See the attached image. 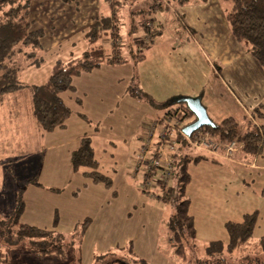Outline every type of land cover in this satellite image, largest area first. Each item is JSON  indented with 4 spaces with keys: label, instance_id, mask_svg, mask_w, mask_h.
I'll use <instances>...</instances> for the list:
<instances>
[{
    "label": "rangeland",
    "instance_id": "1",
    "mask_svg": "<svg viewBox=\"0 0 264 264\" xmlns=\"http://www.w3.org/2000/svg\"><path fill=\"white\" fill-rule=\"evenodd\" d=\"M119 1L120 3H113L111 8L118 10L123 23L120 30V53L126 61L111 66L122 75L114 82L115 85L113 83L116 89L133 86L135 70L141 73L142 80H145V67L150 68L151 64L154 68L151 78L164 80L169 87L196 86L202 82L203 77L210 75L211 68L215 67L213 64L217 61L211 57L206 44L203 45L197 40L199 43L192 41L187 48L182 49L174 45L171 50H167V41L171 38L167 19L171 16L175 25L183 24L171 0ZM212 1L210 0V5L214 6ZM111 8L109 11L105 9L102 14H109ZM132 17L135 27L134 32L130 33V30H133ZM144 23L147 24L148 31L143 27ZM150 33L153 36L150 43L155 47L148 53L144 39L147 40ZM156 36L158 39L154 41ZM81 43L80 40L75 50ZM100 43L105 54L110 55L109 35L104 34ZM66 45H70V40L61 46L59 52L65 53ZM157 49H161L162 53ZM143 52L147 55V60L140 66L142 62L134 56L142 55ZM41 54L43 60L40 64L24 65L20 72V79L27 85L41 83L49 75L55 54L49 50ZM159 61L172 65H166V71L161 73L157 70V65L154 67L155 64L159 65ZM81 73L82 77L92 75L88 74L89 71ZM104 76L105 72H98L91 81H102ZM151 88L160 90L157 84L151 85ZM24 91L19 96H15L19 93H11L0 99V216L13 211L15 199L20 193L24 202L31 206L30 209L25 208L21 220L50 228L52 211L56 212L58 221L55 229L66 235L63 240L65 247L69 242L64 263L74 264L73 256H80V264H94L95 255L108 249L116 254L108 257L106 264H117L118 259L125 257L126 247L131 243L134 253L138 257L149 259L152 264H196L198 258L203 256V247L210 240L227 241L225 221L241 220L244 213L254 210L258 211V218L249 239L251 244L264 234V146L254 155L244 153L245 158H240L242 163L214 162L202 157L187 162L189 180L185 186V195L189 199V212L193 215L197 229V248L186 245L181 252H177V245L171 242L172 232L167 224L175 204L173 193L178 189L177 180L172 178L168 183L159 182L160 186L156 189L144 187L145 166L138 163L135 157L136 150L145 144L146 136L142 133L147 131L152 120L142 119V133L140 131L138 138L132 135L135 117L124 115L121 111L118 121L120 134H116L111 142L95 143L94 155L99 162V170L111 179L110 188H106L102 183H92L85 178L82 174L85 168L73 170L70 164L66 163L61 148L50 147L52 139L49 138L53 134L45 132L40 134V137L32 134V129L27 127L30 111ZM68 93L70 92L62 93L67 104ZM79 95L83 108L94 111L92 115L100 112L101 106H107L110 100L106 99V95H100L99 98L92 93ZM96 106L101 108L97 109ZM164 113H168L167 109ZM252 118L264 125V117L256 116L254 109L247 110V124H250L249 119ZM190 120L191 118H183L178 122L181 125ZM250 127L253 126L250 124L244 129ZM201 129L207 130L205 126H201ZM218 140L229 142L232 139ZM242 149L243 147H240L237 151L243 152ZM189 153L197 152L194 150ZM114 191L116 194L112 195ZM162 194L173 197L165 199ZM32 206L40 210L35 211ZM84 218L89 219V224L81 239L71 237L74 228H81ZM27 245L29 244L26 242L10 245L0 241V264H57L54 255L33 254ZM250 254L255 256L253 250ZM257 254L259 260L264 257L263 253ZM237 256L238 252L229 256L227 264H239L242 259Z\"/></svg>",
    "mask_w": 264,
    "mask_h": 264
},
{
    "label": "trees",
    "instance_id": "2",
    "mask_svg": "<svg viewBox=\"0 0 264 264\" xmlns=\"http://www.w3.org/2000/svg\"><path fill=\"white\" fill-rule=\"evenodd\" d=\"M110 6L120 1L110 0ZM189 0H171L174 5H182ZM230 4L226 11V19L229 23L233 36L241 42L245 49L260 63L264 64V0H224ZM31 0H0V99L11 93H20L24 89L29 90V103H31V113L36 126L45 132H50L56 128L66 126L69 116L73 110L66 104L62 93L65 91H75L74 77L83 71H89L98 67L101 63H116L126 61L121 56L122 38L120 30L123 24L120 14L115 7L107 15L95 18L84 32V37L89 47L78 56L67 60L57 59L50 70L47 79L39 84L27 85L20 79L22 68L29 65H38L42 62L41 38L44 34L41 28H34L29 16ZM139 12V11H138ZM137 14V13H135ZM131 26L134 32V18ZM143 26V25H142ZM145 30L148 31L147 24L144 23ZM150 32V31H149ZM107 34L111 40L110 55H106L101 37ZM150 33L146 44L152 41ZM143 42V43H144ZM137 44V43H136ZM142 55H135L136 59H141ZM129 94L144 99L151 106L156 108H167L170 116L177 118L194 119L193 113L183 101L165 100L154 101L147 92L138 85L128 86ZM264 101L255 107L256 116L264 117ZM81 118L89 121L87 117L78 113ZM189 121V122H190ZM187 122V123H189ZM183 125H185L183 123ZM258 127L246 128L241 136L244 141L243 151L246 154H256L264 146V125L259 123ZM205 128L212 135L221 140L232 139L238 132V123L231 117L225 118L213 125H205ZM177 150L175 153L174 179L177 180L178 189L174 191V211L170 215L167 224L172 232V243L177 245L176 251L181 252L184 246L197 248L195 243L196 231L194 220L189 213V199L185 195V186L189 180L186 170L187 162L192 159L203 158L205 155L191 156L185 146L183 136L176 131ZM70 166L73 170L85 168L82 174L92 183H102L106 188H110L111 179L99 170L98 160L94 156V150L90 136L80 137L78 145L70 153ZM213 160V159H212ZM215 161V160H213ZM41 184V183H37ZM174 188V187H173ZM264 193V191H263ZM171 194V193H170ZM168 199L172 195H163ZM16 205L11 213L0 216V241L7 244L27 243L29 251L33 254H43L44 256L54 255L57 264L64 263L67 257L66 247L63 244L66 235L55 229L58 221L56 212L53 214V228L39 227L20 220L25 208L22 193L15 199ZM258 218V211L254 210L244 213L240 221L228 220L224 223L227 232V241L222 239L210 240L204 246V256L198 258L196 264H227V258L238 252V259H242L239 264H264V257L261 260L257 253L264 255V235H261L254 244H251L255 224ZM81 228L74 229L71 237L81 239L89 219L81 221ZM68 236V235H67ZM255 256L249 255L251 250ZM116 254L111 250L95 255L94 264H106L108 257ZM125 257L118 259L117 264H151L148 260L138 257L131 246L126 247ZM73 256V254H72ZM74 264H80V256H73ZM129 258V259H128ZM238 264V263H237Z\"/></svg>",
    "mask_w": 264,
    "mask_h": 264
},
{
    "label": "crops",
    "instance_id": "3",
    "mask_svg": "<svg viewBox=\"0 0 264 264\" xmlns=\"http://www.w3.org/2000/svg\"><path fill=\"white\" fill-rule=\"evenodd\" d=\"M110 2V0H31L29 16L32 20V25L34 28H41L44 32L41 38V51L43 53L46 50H49V52L52 51L55 54V61L57 59L67 60L71 57L78 56L89 47L84 37V32L95 18L101 15H107L102 13L105 9L109 11V8H111ZM212 2L214 6L210 5V0H189L182 5H175V10L179 13L180 21L183 24L180 26L175 25V20L171 16L166 21L171 37L167 41V50H171L174 45L182 49L187 48L192 41L195 43L199 41L203 45L206 44L211 57L217 61L215 62L216 64H213L215 67L211 68L210 75L207 74L203 77L202 82H199L196 86L178 85L176 87H169L164 80H159L155 77L151 78L152 71L154 70L151 64L150 68L148 66L145 67V80L144 78L142 80L141 73L135 70L136 78L134 85H138L156 102L172 100L178 103V100L183 97H199L201 104L206 108L207 114L212 122L216 123L231 117L238 123L239 128L244 130L248 125L245 119L246 111L255 109V107L264 101V65H261L245 49L244 45L233 36L226 19V11L229 4L224 0H213ZM223 2H226L227 5ZM159 32L161 31L159 30ZM157 39L158 37L156 36L154 41ZM67 40H70V45H66V52H59L62 48L61 46L66 44ZM76 40L77 43H75ZM80 40L82 43L75 50V46ZM199 46L201 45L199 44ZM154 47L155 45L148 43L146 50L150 53L154 50ZM146 60L147 55H143L141 59H138V61L142 62L140 66ZM170 62L172 61L170 60ZM120 63L122 62H103L98 67L89 70L88 74H92L89 75L90 77H82V73L75 76L76 78L74 77L75 91H69L70 93L66 95L68 101V104H66L73 110V113L69 116L65 127L46 132V134H53L49 138L52 139L49 145L50 147L56 146L62 149L61 153L64 154L66 163L70 164V153L77 147L78 141L82 136H90L93 150L96 148L95 143L97 141L111 142V140L115 139L116 134H120L118 121L121 111L124 115L128 114L129 116L133 115L135 117L132 135L139 138L142 119H145V121L149 119L153 120L161 114L163 115L165 109H167L153 107L144 99H139L129 94L127 87L116 89L114 82L120 79L122 75L118 74V71L112 69L114 67L111 66ZM166 65L170 66L172 63L166 64L159 61V65L155 64L154 67L156 66L158 71L164 73L166 67H168ZM98 72H105L103 80L99 81V79L92 82V77ZM154 84H157L160 90L152 89L151 85ZM24 92L26 95L25 101L28 103L30 111L27 127L32 129V134H37L40 137V134H44L45 131H42L36 126L30 109L29 90L26 89ZM21 93L15 96H19ZM80 93L84 96L92 93L96 98H99L100 95H106V99L110 98L109 104L104 107L101 106L102 108L96 106L97 109L101 108V111H97V114L92 115L94 111L83 108ZM111 103L114 104L112 105ZM78 113L84 114L89 121L87 122L81 118ZM142 134L146 135V131ZM195 151L197 152L196 154L190 153L192 157L203 154L206 156L203 158H208L211 161L215 160L214 162L233 161L242 163L243 161L241 159L245 158L244 156L246 155L244 151H236L230 157H225L220 153L201 150ZM66 166L68 165L66 164ZM84 184L86 185L87 183ZM115 194L116 192L114 191L112 195ZM106 197L104 196V198ZM25 208L30 209L31 206L25 202ZM25 208L21 217L26 210ZM33 208H35L33 209L35 211L40 210L36 206ZM172 209L173 213L174 208ZM189 213L192 215L191 212ZM53 214L52 211L50 228H53ZM26 223L32 224L30 222ZM32 225L45 227L37 224ZM195 231L197 235L196 228ZM195 241L197 242L196 238ZM146 260L152 264L149 259Z\"/></svg>",
    "mask_w": 264,
    "mask_h": 264
},
{
    "label": "built area",
    "instance_id": "4",
    "mask_svg": "<svg viewBox=\"0 0 264 264\" xmlns=\"http://www.w3.org/2000/svg\"><path fill=\"white\" fill-rule=\"evenodd\" d=\"M249 122L251 126L258 127L261 130L259 122L255 118L249 119ZM183 126L169 113L154 118L148 125L145 144L135 152L137 162L143 163L145 166L144 187L156 189L157 186H160V183H168L170 179H174L175 153L178 145L175 137L176 131L183 136L185 146L191 150L220 153L225 157H230L237 149L244 146V141L241 139L244 133L242 130L231 141L222 142L211 136L207 130L201 129V127L187 135L182 131Z\"/></svg>",
    "mask_w": 264,
    "mask_h": 264
},
{
    "label": "water",
    "instance_id": "5",
    "mask_svg": "<svg viewBox=\"0 0 264 264\" xmlns=\"http://www.w3.org/2000/svg\"><path fill=\"white\" fill-rule=\"evenodd\" d=\"M178 101L185 102L194 115V119L189 123H186L182 128V131L185 134L189 135L193 130L201 126L214 124L209 118L206 108L201 104L199 97H183Z\"/></svg>",
    "mask_w": 264,
    "mask_h": 264
}]
</instances>
